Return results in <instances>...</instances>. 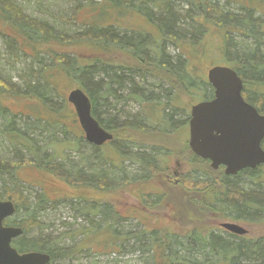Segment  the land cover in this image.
<instances>
[{
    "label": "trees",
    "instance_id": "1",
    "mask_svg": "<svg viewBox=\"0 0 264 264\" xmlns=\"http://www.w3.org/2000/svg\"><path fill=\"white\" fill-rule=\"evenodd\" d=\"M219 1L99 0L95 3L89 0L88 10L94 12L91 21L84 24L80 32L69 37L59 27L49 25L46 20L26 15L16 0H0V35L5 39L4 43L11 58L14 57L16 60L20 53L27 55L28 52L37 63H42L45 58L48 61L43 67L30 68V76L36 80L33 82L30 77L22 79L21 89L15 83L0 78V100L9 96L19 101L35 99L39 106L30 108L29 113L21 111L14 114L6 106L0 107V115L9 122V127L7 126L3 133L14 146V158L18 160L15 164L8 159H0V175L6 177L5 180L1 179L3 185L0 200H10L15 205V214L12 218L4 220V225L20 227L23 230L22 235L12 241L19 253L29 251L47 253L50 256L48 264H57L56 261L59 259H73L75 254L82 250L90 251L92 248L77 246L82 243L84 245L85 240L95 242L101 235L107 236L106 233L109 234L111 230L109 243L112 245L119 235L117 222L122 218L115 213L114 205L94 200L92 203L86 201L87 207H84V210H88L85 218L91 226L80 232V235H84L80 243L67 248L58 245V238L52 239L42 234L32 238L25 237L31 229L41 225L36 220L35 208L42 209L41 204H46L48 199L42 192L36 196V202L33 203L21 190L16 175L20 163L26 161L21 150L33 156L30 164L51 171L54 175H62L68 178L67 181L73 176L72 185H83V182L98 190V185L105 186L108 183L106 172L98 175L97 170L85 173L79 168L68 173L62 163L56 161L58 158L54 154L43 152L41 147L36 146L24 127L13 128V119L20 114L19 117L34 119L32 125L36 130L50 127L53 132L59 131L65 136L68 129L62 120L65 119L64 112L61 111L68 106L57 100L59 78L70 80L74 77L80 78L79 88L83 89L90 99L92 115L105 129H111L115 124L111 123L115 121L116 114H120L119 110L113 108V104L108 106L106 100L113 97V100L118 102L120 100V96L116 94L118 91L120 94H126L128 98L141 96L153 105L160 104V100L164 99L165 107L174 110H177L175 104L181 94L197 93L208 100L213 98V89L206 77L196 75L190 57L193 52H198L197 48L204 45L210 27H216L223 31L219 50L226 61L229 60L227 66L233 68L242 79L244 99L264 114V94L255 88L264 85V17L262 14L257 15L260 14L258 6L251 4L252 1L264 0L247 2L224 0L223 5ZM233 2L239 4L236 10L229 7ZM175 4L181 5L179 11L175 9ZM115 10L121 15L123 12L136 13L147 20L155 32L126 30L116 25L113 18L112 23L104 24L103 15L110 18ZM93 17H98V20H93ZM81 43L94 50L90 59L81 58L78 52L73 51V47L63 49L64 51H58L59 47L54 49L57 44L65 48ZM167 45H172L176 53L170 54ZM111 50L135 61L122 63L100 57ZM101 51L104 53L99 54ZM148 76L159 79L158 81L163 82L166 87L162 88L160 84L152 83L143 89L139 85L142 81L138 83L136 80L140 78L143 80ZM98 105L108 108V111L103 112L107 116L105 119L99 116ZM109 110L111 112L117 110V113L111 115ZM124 115V112L120 114L122 118L126 117ZM163 116L165 117L163 121H166V118L168 123L172 120L168 111L166 116ZM133 124L128 127L136 130L132 127ZM125 128L127 130V126ZM261 147L264 150V138ZM94 149L93 156L98 158V147ZM138 154L144 168L156 167L154 155L145 157L139 152ZM198 161L208 164L207 160L201 158ZM220 169L221 166L216 170L211 169V172L207 170L211 174L208 175L211 179L194 180L202 186L200 192L203 193L197 205L190 200L185 202L180 201L179 197H173L174 218H168L163 214L167 220L164 226L150 227L151 220L147 217L152 216L146 215L147 211L139 212L143 219L137 217L136 221L138 225H142V229L132 234V238L136 239L135 249L150 253L149 264H264V235L257 238L249 237L248 234L239 236L223 229V236L200 223L201 212L208 211L223 220L232 219L246 225H264V167L243 169L235 176L219 172ZM78 173L82 176L80 177ZM170 194L167 193L168 198L165 197L162 201L158 194L156 196L148 194L143 200L147 206L165 201L168 203L165 206L167 209L171 205L168 200L172 197ZM100 206L107 207L109 213L101 210ZM91 215L96 221L91 220ZM194 216L197 217V222L193 219ZM101 228L104 231L98 236V230Z\"/></svg>",
    "mask_w": 264,
    "mask_h": 264
},
{
    "label": "rangeland",
    "instance_id": "2",
    "mask_svg": "<svg viewBox=\"0 0 264 264\" xmlns=\"http://www.w3.org/2000/svg\"><path fill=\"white\" fill-rule=\"evenodd\" d=\"M91 1L98 3L99 0ZM243 1L247 2V0ZM16 2L21 6L26 15L32 18L46 20L49 25L59 27L69 37L80 32L84 28V24L89 23L92 15H94V12L88 10L89 0H16ZM219 3L223 5L224 0H220ZM251 4L256 7L258 6L260 14L257 13V15L261 16L262 14L264 17V2L252 1ZM180 6L179 4L174 5L177 11L180 10ZM238 6L239 4L233 2L229 7L230 9L236 10ZM103 16H105L103 20L104 24L112 23L111 18H113L116 25L126 30L133 29L155 32L154 27L147 20L134 12H123L121 15V13L115 10L111 13L110 18L106 15ZM93 20H98V17H93ZM117 29L124 31L119 28ZM222 34V30L216 27H210L204 45L202 47L200 46V48L196 47L198 52H193V55L190 57L193 60L192 68L194 67L193 69L196 75L206 77L207 70L212 66H227L229 64V60L226 61L219 50ZM4 41V37L0 35V78L15 83L19 87L22 84V79H28L30 77L32 81H35L36 79L30 76V68L36 69L47 65L48 61L46 58L43 57L45 61H42V63H37L33 60L31 53L27 52V55L20 53L18 58L14 60V57L11 58L7 52V46ZM62 46L57 44L54 49L59 47L58 51H64L63 49H71L73 47V51L78 52L81 58L86 59H90L94 51L87 44L82 43L72 44L65 48ZM167 50L170 54L176 53L172 45H167ZM102 53L104 52H99V54ZM100 57L122 63L124 61H135L124 56L122 53L119 54L112 50L105 52ZM158 80L148 76L143 80L140 78L136 82L138 81L139 83L142 81L139 85L143 89L152 83L154 85L160 84L162 88L166 87L163 82H159ZM59 81V97L57 100L63 101L68 106L61 111L66 116H64L65 119H62L68 129L65 136L57 130H55L57 131L56 133L53 132V129L50 127L48 129L44 128V130H40L39 128L36 130L32 125L34 119L19 117L18 115L20 114H17L13 119V128L21 129L24 127L29 135L28 137L33 140L36 146L41 147L43 152L54 154L58 158L56 161L62 163L64 170H67L68 173L79 168L85 173L97 170L98 175H103V172H106L108 174V183L106 185L104 184L105 186L98 185V190L83 182V185H72V181H74L73 176H67L69 177L67 181L68 178H64L62 175H54L51 171L49 172L30 164L33 156L25 154L21 150L24 159H26V161L20 163L21 166L16 174L20 181L18 184L21 186V190L29 196L30 201L33 203L36 202V196L42 192L45 193L48 199L46 204H41L42 209L35 208L36 220L41 225L31 229L25 234V237L32 238L42 234L52 239L58 238V245L67 248L76 243H80L84 237V235H80V232L85 230L84 228L91 226L85 218V214L88 212V210H84V207H87L86 201L92 203L94 200H99L114 205L115 213L122 218L117 222L119 235L116 236L117 240L115 244L111 245L109 243L111 241L109 237L112 235L110 230L109 234L108 232L106 233L107 236L101 235L102 237H98L95 242L90 243L88 240H85L84 245L83 243L77 245L80 248H92L90 251L82 250L76 253L73 259H59L56 263L149 264L150 253H144L139 249H135L137 247L136 239L132 238V234L142 229V225H138L136 221L137 217H140L139 212L141 210L147 211L148 213L145 214L152 216L147 217L151 220L150 227L164 226L167 221L164 218L165 215L168 218H174L173 215L175 213L172 212L175 204L174 198L179 197L180 201L184 200L185 202L186 200H190L191 203L193 202L194 205H197L203 193L200 192L202 186L194 180L211 179L209 177L211 174L208 171L211 172L212 168L209 162L208 164H203L196 160L188 146V125L186 123L191 105L205 99L197 93L195 95L181 94L179 101L175 104L177 110H174L171 107H165L164 99L160 100V104L153 105L152 102L144 100L141 96L139 98H128L125 96L126 94H120L119 91L116 92L120 96V100L115 102L113 97L107 98V105L113 104V108L119 110L120 114L124 112L126 117L122 118L120 114H116L117 110L115 112L109 110V114L117 115L115 121L111 123L115 124L109 130L114 134V140L97 149V158L93 156L95 147L85 140L74 109L66 100L70 90L79 88L80 78L74 77L71 80L59 78ZM255 88L262 95L264 94V85ZM28 100L19 101L10 96L4 97L0 100V107L6 106L13 114L21 111L29 113L30 108L39 107L35 99ZM257 104L260 105L259 102ZM105 111H108L107 107L98 105L99 116L102 119L107 117L103 113ZM167 111L172 117V120L168 123L166 118L167 128L161 130L164 127L162 122L165 117L163 115L166 116ZM173 111L174 113H172ZM103 121L106 122L105 120ZM177 123L180 124V128L174 130L178 125ZM8 124L9 122L5 120V117L0 115V159H8L16 164L18 160L14 158L15 148L9 143L3 133ZM131 124H133L132 127L136 130L128 127ZM126 126L127 130L125 128ZM138 152L145 157L154 155L153 158L156 167L144 168L142 161L140 162ZM156 155H158L157 159H155ZM159 158H161L160 161H158ZM175 162L178 165H175ZM175 170L179 173L176 177L173 175V171ZM219 172H224V169H220ZM144 175L148 176L146 177ZM79 176L81 177L82 175L79 174ZM165 176H169L174 181L176 178L177 181L175 183L166 182L163 180ZM1 179L5 180L6 177L0 175V192L3 185ZM242 180L245 181L243 177ZM115 184L118 186L113 187L112 185ZM167 193H171L170 195L172 196L168 199L171 205L167 209L165 206L168 203L166 204L165 201L156 205L147 206L148 204L143 200L148 194L152 196L158 194L161 196L160 200L162 201L167 197ZM82 196L83 198H81ZM127 203L135 205L137 209L127 211ZM144 207L147 208L144 209ZM100 209L109 213L107 207L100 206ZM201 214L200 223L205 224L209 229L216 230L217 233L223 236V229L219 226L222 222L238 223L244 226L249 237L257 238L264 235V225H246L232 219L223 220L208 211L201 212ZM90 217L91 220H95L93 215ZM139 219L142 220L143 215ZM193 219L195 222L198 221L196 216ZM64 222L65 224H63ZM101 231H104V229L101 228L98 230V236L101 234ZM12 246L15 248L13 244Z\"/></svg>",
    "mask_w": 264,
    "mask_h": 264
},
{
    "label": "water",
    "instance_id": "3",
    "mask_svg": "<svg viewBox=\"0 0 264 264\" xmlns=\"http://www.w3.org/2000/svg\"><path fill=\"white\" fill-rule=\"evenodd\" d=\"M206 79L213 88V98L191 107L189 120V147L213 170L224 167V173L235 176L243 169L264 167V114L247 103L243 96V82L229 66H212ZM67 102L72 105L85 140L94 147L112 141L113 135L104 129L92 115L89 97L81 88L69 91ZM10 200H0V264H48L47 253L29 251L19 253L12 241L22 235L20 227L5 226L4 220L15 214ZM225 231L243 236L244 226L222 222Z\"/></svg>",
    "mask_w": 264,
    "mask_h": 264
},
{
    "label": "flooded vegetation",
    "instance_id": "4",
    "mask_svg": "<svg viewBox=\"0 0 264 264\" xmlns=\"http://www.w3.org/2000/svg\"><path fill=\"white\" fill-rule=\"evenodd\" d=\"M242 96H243V94H242ZM244 98V97H243ZM212 99V98H211ZM245 100V99H244ZM246 101V100H245ZM247 102V101H246ZM248 103V102H247ZM196 104V103H195ZM250 104V103H249ZM194 105V104H193ZM193 105H191V107L193 106ZM253 106V105H252ZM191 107H190V111H191ZM255 107V106H254ZM256 108V107H255ZM256 110H257V108H256ZM190 111H189V116H188V121L186 122L187 123V125H188V146H189V120H190ZM258 111V110H257ZM259 112V111H258ZM260 113V112H259ZM261 114V113H260ZM144 124V123H143ZM162 124H163V126L164 127H162V129L161 130H163V129H166L167 128V123H166V121H163L162 122ZM177 128H180V124H178L177 125V127L176 128H174V130H177ZM105 129V128H104ZM107 131H109L110 129H106ZM112 135H113V140H114V134L112 133V131H109ZM112 140V141H113ZM112 141H109V142H112ZM109 142H106V143H104L101 147H103V146H105V145H107ZM101 147H98V148H101ZM160 147V146H159ZM190 148V147H189ZM170 151H171V149H169ZM191 150V149H190ZM192 152V151H191ZM192 154L194 155L193 157L196 159V160H198L199 159V157L198 156H196L193 152H192ZM157 156L158 155H156L155 156V159H157ZM166 156V155H165ZM160 159L161 158H159L158 159V161H160ZM209 164H210V162H209ZM175 165H178V163L177 162H175ZM262 166V165H261ZM222 167V166H221ZM223 169H224V167H222ZM246 169H249V168H246ZM179 173H178V171L177 170H175V171H173V175L176 177L177 175H178ZM164 178V177H163ZM164 181H166V182H174L175 183V181H177L176 180V178H175V181L174 180H172L169 176H165V178L163 179ZM123 202V201H122ZM124 203V202H123ZM135 209H137V208H135V205H132V204H129V203H127V207H126V210L127 211H134ZM227 232V231H226ZM229 233V232H228ZM230 234H232V233H230ZM235 235V234H234Z\"/></svg>",
    "mask_w": 264,
    "mask_h": 264
},
{
    "label": "bare ground",
    "instance_id": "5",
    "mask_svg": "<svg viewBox=\"0 0 264 264\" xmlns=\"http://www.w3.org/2000/svg\"><path fill=\"white\" fill-rule=\"evenodd\" d=\"M33 91V90H32Z\"/></svg>",
    "mask_w": 264,
    "mask_h": 264
}]
</instances>
